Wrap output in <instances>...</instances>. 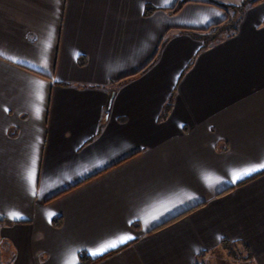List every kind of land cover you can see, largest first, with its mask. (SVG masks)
<instances>
[{"label": "crops", "instance_id": "1", "mask_svg": "<svg viewBox=\"0 0 264 264\" xmlns=\"http://www.w3.org/2000/svg\"><path fill=\"white\" fill-rule=\"evenodd\" d=\"M0 53V264H264V0H0Z\"/></svg>", "mask_w": 264, "mask_h": 264}, {"label": "trees", "instance_id": "2", "mask_svg": "<svg viewBox=\"0 0 264 264\" xmlns=\"http://www.w3.org/2000/svg\"><path fill=\"white\" fill-rule=\"evenodd\" d=\"M258 1L259 0H253V2H258ZM179 8L180 7H176L175 11L179 10ZM241 8L242 7H240V8L238 7V9H236V11L238 12L239 10H241ZM236 17H237V14H236ZM237 21H238L237 18H230V19L225 20L224 23L227 22L226 25L229 24V26H231L232 28H236ZM221 27H222V23H217V24L212 25L211 28H214V30L212 32L215 34L218 30L221 29ZM169 107H170V104L167 105V109ZM222 244L235 257H240L241 256V253H239L240 255L238 254V252L237 253H232L233 252L232 251V245H233L232 243L223 241ZM5 247L7 248L6 245H5ZM6 251H7V254L10 252L9 249H6ZM9 255H10V253H9ZM201 258H204V257L201 256ZM80 260H81V264H94L98 259L92 258L86 251H83V252L80 253ZM199 264H206L205 260L204 259L201 260Z\"/></svg>", "mask_w": 264, "mask_h": 264}, {"label": "snow or ice", "instance_id": "3", "mask_svg": "<svg viewBox=\"0 0 264 264\" xmlns=\"http://www.w3.org/2000/svg\"><path fill=\"white\" fill-rule=\"evenodd\" d=\"M0 54H2V53H0ZM38 111H39V109H37V112ZM260 169H264V163H261V164H259L257 166L251 167V168H248V169L244 170L242 173H236V174H234V178L235 179H239L242 175H249L252 172L258 171ZM12 218L13 219L19 218V214L18 213H13L12 214ZM129 239H132V237L131 236L121 237L116 242H111V243H109V244H107L105 246L100 247L98 250L91 251L90 254L93 255V256L101 255V254H103V252H105V251H107L109 249H114V248L118 247L119 244L126 243L127 240H129ZM72 264H75V261H72Z\"/></svg>", "mask_w": 264, "mask_h": 264}, {"label": "rangeland", "instance_id": "4", "mask_svg": "<svg viewBox=\"0 0 264 264\" xmlns=\"http://www.w3.org/2000/svg\"><path fill=\"white\" fill-rule=\"evenodd\" d=\"M239 4L241 5L242 3H239ZM232 251H233L232 253H237V250L233 247V245H232ZM226 252L228 254H231V252H229V250H227ZM224 264H232V261H230V262L224 261Z\"/></svg>", "mask_w": 264, "mask_h": 264}]
</instances>
